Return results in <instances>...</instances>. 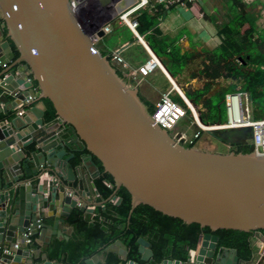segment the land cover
I'll return each mask as SVG.
<instances>
[{
  "label": "water",
  "instance_id": "obj_1",
  "mask_svg": "<svg viewBox=\"0 0 264 264\" xmlns=\"http://www.w3.org/2000/svg\"><path fill=\"white\" fill-rule=\"evenodd\" d=\"M0 21L4 38L0 40V65L13 61L0 73L2 87L16 99L28 94L35 98L32 86L37 83V99H49L56 119L72 126L75 138L85 144L88 153L81 156V163L93 155L112 176L110 201L121 186L129 192L128 216L137 205L147 204L211 230L250 233L264 229V154L255 150L211 151L175 140L153 121L133 83L129 85L126 75L118 73L107 55L95 48L91 31L79 20L72 0H0ZM20 63L22 68L16 71L13 67ZM17 104L11 102L18 111ZM10 109L0 102V243L15 239L23 244L24 235L17 237L15 232L29 230L33 235L46 226L38 221L44 208H59L62 216L75 208L85 216L92 212L88 206L94 202L80 186L68 185L62 177L63 171L67 179L75 178L69 163L72 155L64 154L66 145L77 140L67 142L65 134L60 137L54 127L43 123L42 110L32 106L34 118L25 112L11 118ZM213 131L207 129V133ZM219 131L220 138L238 140L245 138L249 128ZM30 143L34 149L26 156L22 146ZM137 243V259L129 258L123 264L242 261L234 248L218 246V236L211 233L202 236L198 249L186 247L184 260L163 257L157 261L147 239L138 237ZM121 245L120 239H114L105 249L125 258L127 250ZM23 255H27L26 263L32 264V253L24 247L2 255V259L23 264ZM43 259L33 264H56L46 256ZM86 264H92L90 259Z\"/></svg>",
  "mask_w": 264,
  "mask_h": 264
},
{
  "label": "trees",
  "instance_id": "obj_2",
  "mask_svg": "<svg viewBox=\"0 0 264 264\" xmlns=\"http://www.w3.org/2000/svg\"><path fill=\"white\" fill-rule=\"evenodd\" d=\"M232 1L237 3V0ZM174 6L176 5L162 7V5L157 4V10H152L151 12L153 21L155 22L158 16L166 9H172ZM186 6L195 16H199L200 14L205 16L201 5L197 1H189L186 3ZM254 20V18L247 16L244 11H240L232 20L223 25L220 28L221 46L219 49H215L213 57L208 62L203 63L199 73L209 80L219 77L241 79L242 84L240 87L228 86L221 91L222 101L223 94L228 90H246L249 92L251 99L253 118L259 119L264 117V27L260 33H257ZM145 40L157 56H161L163 53L167 54L166 57L161 56L164 58L162 59V63L172 76H176V74L181 72L189 59L188 57L191 55L188 52L181 53L180 47L172 41L168 42L169 39L166 37L162 38L160 43L157 44H154L153 39L151 40L148 37ZM11 47L14 55L17 56L18 51L14 48L13 44H11ZM235 56L239 63H233L229 60ZM246 65H251V69H244ZM117 71L121 73L118 69ZM33 85L38 86L36 82ZM209 85V81L204 83L201 91H206ZM185 96L189 99L192 97V94L185 92ZM143 100L148 105L149 110L152 111L153 105L144 98ZM177 100L184 105L180 97L177 96ZM43 101L46 106L44 119L50 120L56 118L55 110L49 99L44 98ZM259 109H262L261 112L263 114L257 112ZM200 119L203 123H206L203 115H200ZM62 128L65 130L71 129L73 134H75L72 126L60 120L59 129ZM248 135L249 133L247 132L245 138ZM194 141L186 145L193 146ZM78 142L80 144L78 147L70 148V154L72 155L70 161L72 165L77 164L81 156L88 153L85 144L79 141V139ZM232 144L234 147L231 150L241 152L254 150L253 146L245 141V139H238ZM26 148L27 151H30L34 148V143H30ZM90 160L95 165L97 173L94 185L99 191L101 198L105 200V204L103 210L97 208L98 212L95 214L94 221L90 224L82 220L83 217L79 214L80 211L76 209L71 211L66 217L67 224L73 225L74 229L80 231L88 238V241L95 244L92 247L86 248V241H79L76 238L70 239L69 243L72 242V245H74L70 247L69 252L73 253V257L69 256V261L75 262L82 253L92 254L100 248L104 249L116 238H119L124 244L127 256L120 259L117 254L108 252L104 264H118L120 260L125 262L129 258L137 259L138 237H144L149 241L153 257L157 261L163 257L184 260L186 258V247L198 249L202 236L205 233L217 235L218 246L234 248L239 258L245 260L250 257L248 245L249 232L225 228L211 230L208 226H201L195 222L185 223L180 218L164 214L147 204L137 205L130 216H128L130 209L129 192L121 186L116 191L115 197L110 201L114 189L113 178L103 170L99 159L92 155ZM103 180L108 181L111 187L107 186ZM30 237L32 238V235ZM57 247V244L51 246L52 250H55ZM67 248H65L66 252H68Z\"/></svg>",
  "mask_w": 264,
  "mask_h": 264
},
{
  "label": "crops",
  "instance_id": "obj_3",
  "mask_svg": "<svg viewBox=\"0 0 264 264\" xmlns=\"http://www.w3.org/2000/svg\"><path fill=\"white\" fill-rule=\"evenodd\" d=\"M193 1H197L201 5L204 14L209 9V5L205 3L206 0H193ZM260 1H261V8H264V0H260ZM93 2H95V0H93ZM100 2H101V7L103 8V13H104L103 15L107 14L108 17H111L114 14L115 10L118 9V7L120 6L122 7L123 5V3H120L119 0H101ZM151 12L152 10H149V8L146 7L140 8L137 11V17L140 21L137 30H139L138 33L142 35L141 38L143 42L145 41L146 44L147 42L145 39L147 37L151 40L153 39L154 44L160 43L161 39L166 37L167 39H169L168 42L172 41L174 44L180 46V52L183 53L186 50H188L187 48L190 49L189 47L190 45H193L198 50H201L202 46H204V43L206 45H212L211 48H213L216 46L215 42L216 43L218 42L217 41L218 39L215 37V33H214V31H216L214 25L209 20L205 19V16H203L202 14H200L199 16H195L186 5L174 6L172 9H166L160 16H158L155 22L152 19ZM89 13H90L89 9H87L86 11L82 9L76 10V15H80V14L87 15ZM113 23L114 24L112 30L106 36H109L113 32L115 33L114 45H109L105 37H103V40L99 39L95 41L94 43L95 48L103 54H106L114 49H119L122 56V52H127L131 50L132 47H136V49H139L140 52L146 57L145 59L147 60L149 57V52L145 48L143 43L140 40L135 39V36L125 24L118 23L117 21H114ZM123 28L127 29L134 36L135 41H132L130 40V38H127L125 36L124 32L121 30ZM194 38L197 39L194 40ZM2 39L0 32V40ZM98 42L99 44H97ZM150 51L157 60L163 59V57L157 56L152 50ZM125 61L127 62L128 65H130L131 69H135V66L132 65L129 59ZM12 63L13 61L10 60L6 62V65L4 67L0 65V73L4 71L6 68H8ZM21 65H22L21 63L17 66L14 65L13 68L17 71L18 69L22 68ZM161 65L164 71L166 72V75L170 79V83L173 85L174 90L179 89L180 85L178 84V82L174 79L173 76L172 78L168 74V72L163 67L162 63ZM129 75L133 76L131 77L133 79L130 80V78L127 77L128 84L130 85L133 83V85L138 89L140 96L145 100H147L148 102H150L151 104H153L158 99L159 93L163 89H165L166 87H170V85H168L169 79L164 75V73L157 71V69L151 71L146 75H142L141 78L139 79H136V77L138 76L137 71L135 73H130ZM37 93L35 95L36 97L29 101V105H26V103L24 104L23 106L24 112L28 113V115L34 118L35 113L30 111V107L33 106V108L36 111L42 110L43 123H45L47 126L49 125L54 127V131L55 130L58 131L60 137L62 134H65V140L67 142L73 141L75 136L71 131V129L70 130L69 129L65 130L64 128L59 129L60 121H58L56 118L50 120L44 119V112L46 106L43 100L37 99V95H38ZM14 100L17 101L18 103L17 107H19L20 100L16 99L13 95H10L9 93L0 95V102L6 104L8 107H11V109L8 110L9 113L10 112L13 113V116H11V118L14 117L16 114L18 115L17 110L15 108H12L11 106V102ZM1 116L2 113H0V117ZM197 120L199 121V119ZM199 123L201 122L199 121ZM207 125H214V124H207ZM79 145L80 144L78 140L73 145L71 143H68L65 147L67 151L64 154V156H69L70 148H76ZM26 147L27 145L22 146V149L24 150L26 156H30V152L34 148L31 149L30 151L29 150L27 151ZM84 155L87 156L86 153L83 154L82 156ZM70 159H69V163L71 164ZM84 159H85V164L81 163L82 162L81 158L77 164L75 165L71 164L74 168L73 172L75 174V178L73 180L67 179L66 177L67 175L63 171H62V177L68 185H76L78 187L80 186V188L85 193L86 197L87 196L90 197V200L94 202L93 205L88 206V208L92 209L91 213H88L87 215L84 216L81 212H79V214H81V216L83 217L82 220L90 224L94 221L95 214L98 212L97 208L103 210L105 200L101 198V196L99 195V191L96 189L94 185V179L96 177L95 165L91 162L89 158L86 157ZM65 164H66L65 162H62L63 167L65 166ZM77 177H81V181H79ZM67 192L70 194L73 193L72 190H68ZM72 196L73 198L77 199L76 195L72 194ZM77 200L80 201V199ZM2 206L3 204L1 205V207ZM74 209L75 208H70L68 215ZM43 213L44 215L40 221L41 223H45L46 226H40L38 228V232L32 235L30 243L24 242L23 244L19 245V247L27 248L29 252L32 253L31 256L32 264L33 262L42 263L44 260L43 257L45 256L47 259L53 261L56 264L57 263L86 264V260L88 259H90L92 264H104L107 253L108 252L114 253L112 251L106 250L105 248L104 249L100 248L98 251L92 254L82 253V255L78 257L79 259L75 260V262L69 261L68 257L69 256L73 257V253L69 252L70 247L74 245V244L72 245V242L69 243L70 239L76 238L79 239V241L80 240L86 241V248L92 247L95 244L88 241V238H86L80 231L74 229L73 225L67 224L65 219L68 215H63V216L60 215L59 208H57L56 211H52L50 208L47 207L44 208ZM98 217L100 218V216ZM54 222L55 225L52 226ZM15 234L17 237L23 235L18 232H15ZM14 241L15 239L12 240V242ZM54 244H57L58 247L55 250H52L51 246H53ZM248 245L250 248V257L245 260L238 257L240 260H242L239 264H264V229L254 230L250 232L248 236ZM121 246L125 248L123 243ZM65 248L68 249V252L65 251ZM76 251L77 253H79L78 250ZM118 257L120 259H123L120 255H118ZM27 260H28L27 255H23L21 257V263L28 264L26 263ZM123 263L124 262H122V260L119 261V264H123ZM9 264H16V262L11 261Z\"/></svg>",
  "mask_w": 264,
  "mask_h": 264
},
{
  "label": "built area",
  "instance_id": "obj_4",
  "mask_svg": "<svg viewBox=\"0 0 264 264\" xmlns=\"http://www.w3.org/2000/svg\"><path fill=\"white\" fill-rule=\"evenodd\" d=\"M189 1L193 0H119V2L123 3V5L122 7H118V9L115 10L114 14L111 17H108L107 14L103 15L104 13L102 15L94 13L93 11H91V9H89V14H80L77 16L86 29H88L86 27V24H90V22L88 21L89 19L96 21V19H102L101 17H103V22L98 27L100 29H88L89 31H91V36L94 41L99 40L104 35H107L113 28V22L117 21L118 23L125 24L133 33V35L137 36L138 40H140L143 45H145L141 37H139V33L137 31V27L139 25L137 11L140 8L145 7L149 8V10L155 11L157 10V4L162 5V7H168L169 5L184 6ZM72 4L76 12V10L78 9H83L81 7L86 4V0H72ZM99 16L100 18H97ZM92 23L93 22H91V24ZM100 31L102 32V34L99 33ZM145 47L148 50L146 45ZM148 52V59L135 69H131L130 65H128L127 62L121 56L119 49H114L106 53V55L107 58L111 61V63L116 67V69H118L123 74L135 73L137 71L142 75H146L151 71H154L155 69H160L162 71L161 66L155 59L154 55L149 50ZM5 65L6 64H2V66ZM2 79L3 76L0 75V95L9 93L5 88L2 87ZM32 89L36 94L38 91V86L33 85ZM173 90L174 87L172 85L170 87H166L159 93L158 99L152 104L153 108L151 111V117L153 121L156 122L159 126L165 128L169 132V134L175 138V140L181 141L183 144H185V142H188L187 144H191L196 138L200 136L202 131L207 132V129L223 130L230 128L248 127L249 135L248 137L244 138L245 141L249 142L253 146V149L255 151L264 154V117L259 119L253 118L251 99L248 91L237 89L228 90L227 92H225L223 94V121L216 123L206 122L205 124H214L215 128H205L204 125L198 123L196 116L194 115L193 109L188 104L187 99L183 97L177 90L175 91L179 94V97L183 101L184 105L181 104L175 97L173 98ZM33 98L34 96L28 94L27 98L19 99L20 108L17 113H23L24 109L22 107L25 103L29 102ZM189 112L193 116V121H191L190 126L196 127V130L193 128V133L191 137L186 136L185 132L183 131H174L171 134L170 132L174 130L177 121L185 117ZM103 182L107 186L111 187L108 181L103 180ZM39 226L40 224L38 223L37 227ZM23 235L24 242L30 243V231L28 230L24 232ZM19 245L20 243L17 241L11 242L9 244L0 243V264H9L3 261L2 255L12 253L15 249L19 247Z\"/></svg>",
  "mask_w": 264,
  "mask_h": 264
},
{
  "label": "rangeland",
  "instance_id": "obj_5",
  "mask_svg": "<svg viewBox=\"0 0 264 264\" xmlns=\"http://www.w3.org/2000/svg\"><path fill=\"white\" fill-rule=\"evenodd\" d=\"M205 3L209 5V9L205 13V19L209 20L214 25L216 30L214 31V33L215 37L218 39V42H215L216 46L213 48H211L212 45H206L204 43V46H202L201 50H198L195 46L190 45V49L187 48L188 50L185 51L191 53V55L188 57L189 59L187 60L181 72L173 77L180 85L181 88L179 87V89L184 93V95L185 92L192 94V97L188 100H190L191 102L190 104L195 115L197 114L196 116L198 118L200 117V115H203L204 120L211 123L218 122L224 119V104L222 101L221 91L228 86L240 87L242 84V80L222 77L216 78L214 80H209L206 79L201 73H199V70H201L203 63L208 62V60L213 57L215 49H219V47L221 46L220 28L223 25L232 20V18L240 11H244L247 16L255 19L254 24L256 26L257 33H260L264 27V8H261L260 0H237V3L233 2L232 0H206ZM81 8H83L82 10L85 11L88 8H91V11H93L94 13L100 15L103 14V8L101 7L100 1H90V4L86 2V4ZM97 18H100V16ZM101 18L103 19V17ZM102 19H96V21L89 19L88 21L90 22V24H86V27L88 29H100L98 27L103 22ZM91 22L93 23L91 24ZM121 30L124 32L127 38L135 41L134 36L127 29L123 28ZM137 31L139 32V30ZM103 37H105L109 45H114V32L109 36L104 35ZM103 37L100 39L103 40ZM196 39L194 38V40ZM97 44H99V42ZM122 56L125 60L129 59L132 65L135 66V68L146 61V57L140 52L139 49H136V47H132L131 50L127 52H122ZM161 56L166 57L167 54L163 53V55ZM229 60H231L233 63H239L236 56L231 57ZM160 61L162 63V60ZM251 67V65H246L244 69L250 70ZM157 71L162 72L160 69H157ZM125 75L126 77L130 78V80L133 79L131 78L133 76H130L129 74L126 73ZM141 76L142 74L138 73L136 79L141 78ZM207 81L210 82V85L206 91L202 92L201 89L203 88L204 83H206ZM168 83V85L172 86L169 80ZM172 96L173 98L175 97L177 99V96L179 97V94L175 90H173ZM261 111L262 109H259V111L257 112L263 114V112ZM191 121H193V116L189 112L185 117L177 121L174 130L170 133L172 134L174 131H183L185 132L186 136L191 137L193 128L196 130L195 126H190ZM220 133L221 131L219 130L213 131V133L202 131L200 136L195 139L193 146L218 152H227L231 150L234 147L232 143L236 141V137L226 136L220 138ZM187 143L188 142H185L184 145H186Z\"/></svg>",
  "mask_w": 264,
  "mask_h": 264
},
{
  "label": "bare ground",
  "instance_id": "obj_6",
  "mask_svg": "<svg viewBox=\"0 0 264 264\" xmlns=\"http://www.w3.org/2000/svg\"><path fill=\"white\" fill-rule=\"evenodd\" d=\"M142 39V38H141ZM144 44L147 46V44L145 43V41H144ZM144 45V46H145ZM146 48V47H145ZM147 48H148V50L150 49L148 46H147ZM151 50V49H150ZM149 50V51H150ZM151 52V51H150ZM156 59V58H155ZM159 59V58H158ZM157 60V59H156ZM158 61V63H159V65L161 66V69H162V72L165 74V76L168 78V76L166 75V72L164 71V69L162 68V65H161V61L160 60H157ZM163 67H164V65H163ZM165 68V67H164ZM165 70H166V68H165ZM167 71V70H166ZM168 72V71H167ZM168 74L170 75V73L168 72ZM171 76V75H170ZM172 77V76H171ZM173 78V77H172ZM169 79V78H168ZM169 81H170V79H169ZM180 87V86H179ZM183 97H185L186 98V96L184 95V93L180 90V89H176ZM187 99V98H186ZM187 102H188V104L191 106V102H190V100H188L187 99ZM192 107V106H191ZM196 111V110H195ZM194 115H195V113H194ZM197 115V114H196ZM195 115V116H196ZM196 119H199L197 116H196ZM198 121V120H197ZM199 121L201 122V120L199 119ZM199 121H198V123H199ZM202 123V122H201ZM200 123V124H201ZM203 124H205V123H203ZM202 124V125H203ZM207 125V124H206ZM206 125H204L205 126V128H210V127H212V128H215V125H208V126H206Z\"/></svg>",
  "mask_w": 264,
  "mask_h": 264
},
{
  "label": "flooded vegetation",
  "instance_id": "obj_7",
  "mask_svg": "<svg viewBox=\"0 0 264 264\" xmlns=\"http://www.w3.org/2000/svg\"><path fill=\"white\" fill-rule=\"evenodd\" d=\"M90 1L93 2V0H87L86 2H88L90 4ZM98 1H101V0H95V2H98ZM88 9H91V8H88Z\"/></svg>",
  "mask_w": 264,
  "mask_h": 264
}]
</instances>
